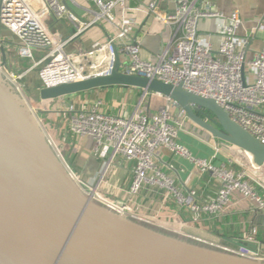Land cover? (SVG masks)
Wrapping results in <instances>:
<instances>
[{
    "label": "built area",
    "instance_id": "2783aa9c",
    "mask_svg": "<svg viewBox=\"0 0 264 264\" xmlns=\"http://www.w3.org/2000/svg\"><path fill=\"white\" fill-rule=\"evenodd\" d=\"M71 1L76 4L75 0ZM89 1L97 10L91 11L92 20L85 21L68 8V0H0V26L8 29L18 40V56L32 63L24 74L18 75L7 70L0 59V71L7 72L21 95L25 97L21 79L36 68L40 88L109 73L116 63L117 46L124 72L175 86L182 85L186 91L214 99L234 122L264 144V47L257 50L253 58H247L248 40L238 35L242 24L238 9L227 16L209 0H177L175 10L163 18L170 33L165 49L153 59H144L140 43L128 36L116 15V9L125 7L127 0ZM199 1L201 6L197 5ZM35 2L40 3L38 10L33 8ZM203 18H215L218 22L216 34L220 39L217 47L210 39L204 41L201 38L198 26ZM64 20L76 29L69 31L67 36L59 26L56 28ZM101 21L110 24L113 35H108L104 41H96L86 51L69 50L70 44L86 29ZM34 49L43 51L44 55L36 59ZM152 96L164 100L156 111L136 110L132 115L115 114L104 108L103 99L96 98L90 103L66 104L63 112L69 115L68 126L73 134L94 141L92 153L103 161L105 171L117 165L118 158L122 159V163H134L131 194H137L144 185H148L152 190H166L180 207L218 215L238 193L264 210V183L256 179L251 171L252 166L264 171V164L258 166L253 161L251 168L235 169L195 156L178 141L179 131L184 129L187 119L185 111L171 97ZM173 108L179 109L178 115L173 113ZM42 126L46 130L44 124ZM47 138L71 178L86 194L132 219L152 225L155 223L153 219L138 214L130 204L117 202L102 194L98 184L95 186L94 182L82 179L64 160L61 149L48 133ZM161 147H168L171 152L190 160L209 181H218L216 196L200 200L196 189H190L188 194L180 191L155 161ZM215 247L227 253L264 261V256L237 246L216 244Z\"/></svg>",
    "mask_w": 264,
    "mask_h": 264
},
{
    "label": "water",
    "instance_id": "95a60500",
    "mask_svg": "<svg viewBox=\"0 0 264 264\" xmlns=\"http://www.w3.org/2000/svg\"><path fill=\"white\" fill-rule=\"evenodd\" d=\"M68 8L69 5L67 4ZM76 29H72L74 32ZM4 66L6 50L1 46ZM109 73L40 88L42 101L121 86L176 100L187 119L216 143L226 142L264 164V144L214 99L121 69L118 47ZM260 254L261 242L226 238ZM0 264H264L151 228L86 194L68 173L23 95L0 76Z\"/></svg>",
    "mask_w": 264,
    "mask_h": 264
},
{
    "label": "crops",
    "instance_id": "0c3cea01",
    "mask_svg": "<svg viewBox=\"0 0 264 264\" xmlns=\"http://www.w3.org/2000/svg\"><path fill=\"white\" fill-rule=\"evenodd\" d=\"M75 1V5L80 7V10L70 5L71 9L85 21L92 20L91 11L97 10L94 3L88 0L95 6L92 8ZM209 3L227 16L235 9L239 10L242 24L238 35L248 40L246 55L247 58H253L254 53L264 47V0H209ZM176 4L177 0H127L125 7L116 9L122 29L130 38L138 40L144 59H153L165 49L170 33L163 18L175 10ZM197 5L201 6L202 2L199 1ZM81 8H84L85 12L82 13ZM63 22L60 29L67 36L69 30L65 31V27L69 25L71 29V25L67 20ZM217 24L215 18H203L198 26L201 38L204 41L210 39L215 47L220 39L216 34ZM113 34L114 30L110 24L101 21L86 29L72 43L79 44L83 51H86L96 41H104L108 35ZM18 43L8 29L0 26V59L3 62L1 46L4 45L6 68L9 71L16 72L20 64L16 58ZM96 98L104 100V108L107 111L122 115H132L136 110L138 112L156 111L164 103L161 98L144 94L142 89L121 86L41 101L45 109L56 115L57 123L50 128L56 145L82 179L94 182L95 186L98 184L97 187L101 193L117 202L130 204L141 216L153 219L155 221L153 225L161 228L163 232H173L185 239L213 246L216 244L236 246L233 240L228 241L227 237L249 238L254 242L262 243L259 255L264 256V210L259 209L255 203L244 199L240 194L235 193L228 207L218 215L197 213L177 205L164 189L152 190L148 185H144L137 194H131L130 187L134 177L133 162L122 163V159L118 158L117 165H112L105 171L103 161L92 153L94 141L73 134L69 130L66 118L64 120L66 114L62 112L66 104L90 103ZM154 98L159 99L158 104L153 103ZM187 120H185L184 129L179 131L178 141L186 145L195 156L212 159L216 165L227 164L235 169L251 168L253 160L249 153L223 141L216 143L209 133ZM155 161L184 194H188L190 189H196L200 200H210L216 196L219 182L209 181L194 163L171 152L168 147H161L158 150ZM251 169L253 176L264 183V171L253 166ZM122 170L126 171L125 174Z\"/></svg>",
    "mask_w": 264,
    "mask_h": 264
},
{
    "label": "rangeland",
    "instance_id": "374dc122",
    "mask_svg": "<svg viewBox=\"0 0 264 264\" xmlns=\"http://www.w3.org/2000/svg\"><path fill=\"white\" fill-rule=\"evenodd\" d=\"M79 2H82L92 8H94L95 6L92 5L90 2H88V0H77ZM68 3H70L69 5H72V6H75L77 7L79 10H80V7H78L77 5H75L74 3H72L71 0H68ZM90 3V4H89ZM33 8L38 10L40 8V3L39 2H35L33 4ZM82 9V13L84 11V8H81ZM73 10V9H72ZM85 12V11H84ZM59 26V28L62 27V22L57 24L56 25V28ZM70 26L67 25V27H65V31L68 32L71 31L72 32V28L71 29L69 28ZM11 38V36H10ZM69 50L71 51H83L82 47L79 45V44H73L71 43L70 46H69ZM33 54H34V57L36 59H39L41 58L43 55H44V52L41 51V50H36L34 49L33 50ZM17 60L20 62V64H18L17 66V69H16V74L20 75V74H24L26 72V70L30 67V65L32 64L31 63V60H28V59H24V58H20L19 56L16 57ZM0 76L4 79V81L12 88V91L16 94V93H19V91L16 89L15 87V84L14 82L11 80V78L7 75V72H3V71H0ZM23 85H24V89H25V98H26V101L29 103L30 107L33 109V111L37 114L38 118L40 121H42V124H44V126L46 127V132L48 133V135H50V137L53 139V135L50 133V128L51 126H53L55 123H57V119H56V115L55 113L45 109L41 103V99L39 97V86H40V81H39V78H38V69H33L32 71L30 72H27L23 78L21 79L20 81ZM20 94V93H19ZM21 95V94H20ZM153 103L154 104H158L159 102V99H153ZM160 103H162V101H160ZM64 108V107H63ZM173 113L175 115H178L179 114V109L177 108H173ZM63 112V111H62ZM65 113V112H63ZM65 117H64V120L66 118V122L68 123V118H69V115L68 113H65ZM188 121V120H187ZM56 126V125H55ZM55 137V136H54ZM54 140V139H53ZM55 142V140H54ZM56 144V142H55ZM57 146V145H56ZM62 157L64 158V160L66 159L63 152H62ZM67 161V164L69 166H72V163L70 161ZM121 171V170H120ZM126 171L122 170V173L125 174ZM123 174V175H124ZM103 194V193H102ZM130 218V217H129ZM132 219V218H131ZM135 220V219H133ZM135 221H138V222H141L143 223L144 225H147L151 228H154V229H157V230H160L161 231V228L155 226V225H152V224H148V223H145L143 221H139V220H135ZM167 232V231H166ZM170 233V235L172 234V236L174 237H177V238H180V239H183V240H186V241H190V242H193V243H196V244H199V245H204V246H208V247H211V248H214V249H217L215 246H212V245H207V244H204L202 242H199V241H196V240H188V239H185L179 235H177L176 233H173V232H168V234Z\"/></svg>",
    "mask_w": 264,
    "mask_h": 264
},
{
    "label": "bare ground",
    "instance_id": "6f19581e",
    "mask_svg": "<svg viewBox=\"0 0 264 264\" xmlns=\"http://www.w3.org/2000/svg\"><path fill=\"white\" fill-rule=\"evenodd\" d=\"M252 170V169H251Z\"/></svg>",
    "mask_w": 264,
    "mask_h": 264
}]
</instances>
